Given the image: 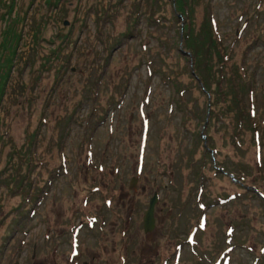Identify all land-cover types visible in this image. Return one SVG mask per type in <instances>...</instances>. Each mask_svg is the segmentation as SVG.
I'll use <instances>...</instances> for the list:
<instances>
[{
    "label": "rangeland",
    "instance_id": "374dc122",
    "mask_svg": "<svg viewBox=\"0 0 264 264\" xmlns=\"http://www.w3.org/2000/svg\"><path fill=\"white\" fill-rule=\"evenodd\" d=\"M54 2L0 0V264H264V0ZM186 21L245 75L259 147L204 118Z\"/></svg>",
    "mask_w": 264,
    "mask_h": 264
},
{
    "label": "trees",
    "instance_id": "16d2710c",
    "mask_svg": "<svg viewBox=\"0 0 264 264\" xmlns=\"http://www.w3.org/2000/svg\"><path fill=\"white\" fill-rule=\"evenodd\" d=\"M54 4H57V0H55ZM192 4L193 0H173L172 12L182 14L187 20L188 12L191 9ZM204 26L205 30L203 32L201 45L206 43V46L203 49H196L193 51L191 49V44H195V37H193L192 35L193 28L189 26L188 21H186L185 25H183L181 28V36L184 38L183 43L186 47H190V51L188 52L193 60V63L197 64L198 67L201 64V70L197 72L196 70L194 71L192 69L190 71V75L196 81H201V91H203L204 94H206L207 97L210 98V101H208V108L206 109L207 115H204V118L208 115L211 116L214 114L218 118H222L223 121L220 125L224 128L225 133L231 137V140L232 138L235 139V141L239 140L240 138H242L245 131H249L251 133L250 144L257 145L259 147L260 141L258 140V132L260 133V131L262 130L261 122L257 120V123H253L252 120H250L251 116L249 107L246 103L241 101L244 97V93L247 92L248 89H250L247 82L243 80L245 78V75H243L242 73L240 74L241 69H239V66L237 65L231 66L232 73H230V75L226 74L225 70H223V57L225 54L220 53L218 49H216V40L210 37V30L207 25ZM207 37L208 39L210 37V39L207 40ZM13 53L14 49H12V52L9 53V58L12 57ZM213 57H216L217 59L216 65L221 64V66L219 65L220 68H218V72L212 71L213 64H211L210 62ZM9 58L6 60V66L7 62L10 61ZM164 75L170 81V76L168 75V73H165ZM174 77L175 76H173L172 79L173 81H170L171 85L176 92L182 95V93L186 91V88L180 86L179 83H176ZM0 78L2 79L3 77L0 76ZM3 91L4 88H1L0 83V99ZM195 114L196 116H198L199 108L196 110ZM215 165H217L214 167V171L216 173L224 170L223 166L219 167L217 163H215ZM261 166H264V161L262 159H258V161H256V168L258 171L262 169L259 168ZM236 173L237 172L234 171L232 172V174H230L237 180L244 179L243 174L239 173L236 177ZM230 178L232 181V177ZM240 184H242L241 180L239 181V185ZM260 194L262 196V193Z\"/></svg>",
    "mask_w": 264,
    "mask_h": 264
},
{
    "label": "water",
    "instance_id": "95a60500",
    "mask_svg": "<svg viewBox=\"0 0 264 264\" xmlns=\"http://www.w3.org/2000/svg\"><path fill=\"white\" fill-rule=\"evenodd\" d=\"M232 177V176H231ZM135 178L132 177L130 185H134ZM157 201V193L154 192L148 201V206L145 209L142 217V227L144 232L151 231L155 226L154 220V204Z\"/></svg>",
    "mask_w": 264,
    "mask_h": 264
},
{
    "label": "flooded vegetation",
    "instance_id": "af4514ba",
    "mask_svg": "<svg viewBox=\"0 0 264 264\" xmlns=\"http://www.w3.org/2000/svg\"><path fill=\"white\" fill-rule=\"evenodd\" d=\"M242 185V184H241ZM244 186V185H243Z\"/></svg>",
    "mask_w": 264,
    "mask_h": 264
}]
</instances>
